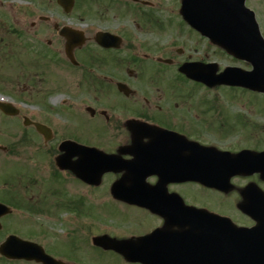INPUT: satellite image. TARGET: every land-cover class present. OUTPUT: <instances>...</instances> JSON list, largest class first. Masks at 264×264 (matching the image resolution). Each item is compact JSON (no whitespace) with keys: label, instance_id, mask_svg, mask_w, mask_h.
Returning <instances> with one entry per match:
<instances>
[{"label":"flooded vegetation","instance_id":"flooded-vegetation-1","mask_svg":"<svg viewBox=\"0 0 264 264\" xmlns=\"http://www.w3.org/2000/svg\"><path fill=\"white\" fill-rule=\"evenodd\" d=\"M17 1L21 2L19 7L22 4L28 7L13 6L0 12V68L13 63L28 70L22 88L27 95L23 99L28 101H35L37 96L44 101L50 96L45 93L47 83H63L61 89L65 91L61 94L68 99L71 95L69 110L76 112H47L51 110L47 107L42 109L45 112L22 110L12 112L11 116L0 112L2 117L13 120L15 129L0 128V147L3 148L0 149V172L5 173L8 163L13 168V173L6 174L5 178H1L0 173V264H40L26 259L33 250L23 245V242L45 240L47 234L31 220L33 210L37 209L32 195L37 182L32 180L29 164L32 156L26 149L33 146L52 161L66 158V169L56 171L45 183L44 201L53 209L65 212L66 217H61L60 222L65 221L72 235L74 228H79L81 218L93 219V208L87 202L81 204L77 197L79 187L88 195L103 193L108 196V204L117 206L121 212H135L151 228L149 234L158 231L155 241L159 244L164 237L190 231V228L180 227L182 222L191 224V214L185 213L186 207L202 211L211 220L203 223V227L209 235L219 234L215 242L223 241L221 235L224 236L225 231H233L230 224L234 227L253 225L241 206L248 202L245 207H251L254 196L246 191L248 188L262 191L264 179L260 174L233 173L229 167L223 168L219 165V154L264 152V112H221L223 104L238 95L251 106V95L255 91L228 85L209 87L189 78L198 76L208 80L222 73L224 68L214 58H230L233 64L227 66L238 67L243 73L249 71L250 66L191 29L206 45L186 54L185 46H173L171 37L170 41H165L166 46H160L162 29L153 0ZM34 1H39L41 10L33 7ZM257 7L251 9L258 19ZM128 20L131 25L127 24ZM257 21L260 25L259 19ZM100 33L109 35L103 45L96 37ZM182 37V33L178 34V38ZM22 38L26 47L24 55L16 51L17 42ZM26 59L28 62L24 61ZM182 66L188 74L181 73ZM203 91L208 94L201 95ZM81 99L86 103L80 105ZM61 103L64 105L65 100ZM80 117L93 122V126L77 128L76 120ZM35 124L51 132L40 135ZM64 142L115 157L116 163L99 179L102 184L96 187L81 180L95 179L96 170H102L103 166H96L89 152L83 156L77 149L60 150ZM69 164L73 166L71 171ZM238 165L240 170L250 167L246 159ZM205 177H217L219 181L230 177L232 188L225 192L192 182ZM244 179L249 181L241 185L239 181ZM234 180L239 184L233 183ZM138 182L153 188H135ZM191 184L219 193L222 196L219 203L223 196L229 200L236 195L242 216L239 223L205 206L192 204ZM114 191L121 195L151 196L137 199L146 208L116 200ZM217 217L227 218L229 222H218ZM128 228H116L110 233L111 239L140 238L123 237L131 230ZM32 229L42 236L35 237ZM89 240L91 237H87V243ZM73 247L71 242L70 252L45 253L63 264H80ZM161 247L160 244L159 249ZM56 252L60 251L56 249ZM22 253L25 257H19ZM113 253L125 259L122 253Z\"/></svg>","mask_w":264,"mask_h":264},{"label":"rangeland","instance_id":"rangeland-1","mask_svg":"<svg viewBox=\"0 0 264 264\" xmlns=\"http://www.w3.org/2000/svg\"><path fill=\"white\" fill-rule=\"evenodd\" d=\"M257 0H249L247 3L248 7L258 6L257 11L260 14L258 15V19L260 22V32L262 36H264V3H256ZM33 7L38 8L41 10L42 5L39 1H34ZM154 2V11L156 18L162 22L164 30H160V46H166V42L171 40L174 41L173 46H185L186 54L192 53L195 48L200 49L203 45H206V42L200 39L199 35L195 34L194 32L190 31V28L182 21L179 15V8H180V0H153ZM21 2L17 0H0V12H5L8 8L16 6L19 7ZM27 8L28 5L22 4L19 8ZM18 12V10L16 9ZM86 17H91L86 15ZM180 17V18H179ZM17 18L20 16L17 15ZM128 25L129 20L127 21ZM180 25V26H179ZM182 33V38H178V34ZM177 37V38H176ZM166 41V42H165ZM23 38L17 42L16 51H21L22 55L26 52V47L23 46ZM164 42V43H162ZM216 61L220 62L221 66H226L228 64H233L230 58L223 57V58H214ZM28 62V59L24 60ZM11 64V65H10ZM2 68H0V97L4 100L12 103L18 108L23 109L27 112H43L42 109L44 107L50 108L51 110L47 112H76L68 110L67 107L59 108V104L62 99H66L61 92L65 91L61 89L63 83L60 82V85H57L59 81L49 82L47 83L46 87V95L47 96L44 101L40 100L41 96H37L33 100H25L27 95L23 93V84H24V77L26 76L25 73H28L26 68H19L15 64L10 63ZM221 67V68H222ZM24 71V72H23ZM16 83L18 85H16ZM72 94V92H70ZM208 94L203 91L201 95ZM72 98L71 95L68 96ZM31 98V97H29ZM252 104L249 106L247 102H243L242 97L240 95L235 96L234 99L226 104H223L221 112H264V97L258 93H254L251 95ZM23 104H21V102ZM70 102V101H68ZM84 102V101H83ZM82 103V102H81ZM59 109V111H57ZM220 109V108H219ZM218 109V112H220ZM216 112V111H214ZM58 120V119H57ZM59 121V120H58ZM77 128L82 129H90L93 126V122H86L81 117L76 120ZM196 125V124H195ZM0 128H7L6 131L15 130L13 120L6 119L0 115ZM26 152L31 153V161L29 162L30 166L32 167V175L36 170L33 171V166L37 159H40L41 149L38 147H31L26 149ZM46 162V159H45ZM43 163V162H42ZM5 173L0 172L3 174L1 178H5L6 174L9 175L13 173V168L8 163L5 166ZM42 171L44 173H37L35 175V180L37 181V188L33 192V198L37 201V211L33 210L31 220L33 223L37 225L41 230L46 232V239L40 240L41 245L47 248L48 253L58 254L62 252H70V244L71 242L74 243L73 252H77L79 255V263L80 264H126L122 259H120L117 255L111 252H102L99 249L94 248L92 250V244L89 240L87 243V237L92 236H102L106 233V228L101 227L102 225L109 226V232L112 233L116 231L118 228H126L128 230L130 227L131 230L126 233L123 237H142L150 233L151 228L146 226L141 221L140 216H138L135 212L126 213L121 212L118 210V207L111 204L109 205L108 196H105L103 193H94L88 195L85 193L81 187L78 188L77 197L81 204L89 203L92 210V217L88 220L81 218L79 228L73 231L74 234H70L71 231L67 230L64 222H60V218L66 217L65 212H60L58 210L53 209L52 207L48 206L46 201H44V185L46 182H49L50 178L53 177L52 173L54 171L52 168H49L48 160L47 163L43 165ZM249 180H240L239 182L242 184L247 183ZM235 184H239L237 180L232 181ZM139 186V184H137ZM264 191V186L261 187ZM189 195L192 197L190 198V202L194 205L198 206H205L211 211L228 216L236 223H239V218H242L238 208V197L235 195L233 198L227 200L223 196V200L219 203L218 201L222 199V196L219 193L204 190L195 184H191ZM90 197V199L88 198ZM203 199H207V202H204ZM83 212V210H82ZM51 213L53 215H51ZM84 213L81 214V216ZM67 219V218H66ZM153 222L157 223V221ZM125 224V225H122ZM88 227L90 230H88ZM117 228V229H116ZM76 231V232H75ZM38 232V233H37ZM33 235L40 234L39 231L32 229ZM35 236V237H36ZM111 236V235H110ZM59 245V248L57 247ZM57 247V248H56ZM68 247V248H67ZM92 248V249H91ZM58 249L60 252H56ZM69 249V251H68Z\"/></svg>","mask_w":264,"mask_h":264},{"label":"water","instance_id":"water-1","mask_svg":"<svg viewBox=\"0 0 264 264\" xmlns=\"http://www.w3.org/2000/svg\"><path fill=\"white\" fill-rule=\"evenodd\" d=\"M181 13L185 21L203 36L249 61L254 68L251 88L264 93V41L253 13L244 7V0H182ZM0 110L8 115L15 112L11 106L2 103ZM37 129L40 133L45 132L41 126ZM263 160L264 155L256 156V161ZM255 220L258 223L256 228L240 231L239 256L231 253L227 258L232 264H264V212L256 215ZM95 243L103 248L109 247L105 239H98ZM248 244L252 247H247ZM117 246H114L117 251L130 257V246ZM177 262L172 260L170 263Z\"/></svg>","mask_w":264,"mask_h":264},{"label":"bare ground","instance_id":"bare-ground-1","mask_svg":"<svg viewBox=\"0 0 264 264\" xmlns=\"http://www.w3.org/2000/svg\"><path fill=\"white\" fill-rule=\"evenodd\" d=\"M221 250H222V248H221ZM221 250H219L218 252H220ZM218 252H217V253H218Z\"/></svg>","mask_w":264,"mask_h":264}]
</instances>
